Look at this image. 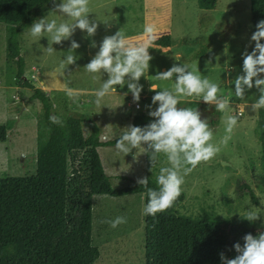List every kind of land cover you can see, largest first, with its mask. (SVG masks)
<instances>
[{"label":"rangeland","instance_id":"rangeland-1","mask_svg":"<svg viewBox=\"0 0 264 264\" xmlns=\"http://www.w3.org/2000/svg\"><path fill=\"white\" fill-rule=\"evenodd\" d=\"M128 1L117 0L91 9L89 19L98 24L96 34L89 37L77 29L71 39L79 43L80 47L73 52L70 50V40H66L61 45L53 44L56 51L50 55L46 52V47L51 42L48 34L44 37H31L26 42L24 30L18 40L21 56L26 64L25 75L32 82L31 63L37 65V60L40 62L48 54L46 64L38 74L44 87L49 92V88L65 89L67 85L78 93L75 101L62 91L47 93L53 111L84 120L85 132H89L92 125L96 124L100 130V140L109 142L118 138L128 125H132L136 114L148 112L145 106L151 104V98L155 94L151 87H156V91H159L172 85V81H157L154 76L158 72L168 70L173 64L196 65L202 77L220 85V95L230 98V114L237 115L242 111V115H239L227 147L222 148L212 160L199 164L184 178L182 192L185 200L173 213L189 220H201L206 214L214 222L264 229V215L253 223L241 217L253 206L264 209V173L260 163L258 111H253L250 107L259 93L253 88L240 100L234 95V85L229 84V81L241 74V54L246 48L250 52L254 47V42H250L253 27L249 0H217L213 10H201L198 0H150L143 8L142 4H138L137 8L133 2ZM91 2L93 6L98 4L96 0ZM56 3H60V0H56ZM91 5L89 3L90 8ZM142 9L147 13V24L154 25L156 31H159L155 33L157 40L166 35L170 37L171 50H159L155 44L148 49L152 60L146 76L139 80V84L143 86L138 102L140 110L135 109L137 103L133 101L127 85L116 86L117 93L109 94L102 105L97 106L93 93L107 79V74L88 73L84 66L99 50L105 36L113 35L118 30L124 34L140 33L143 29ZM48 16L58 23L67 19L53 11V7ZM44 18L47 20V15ZM107 19L112 26L110 28L105 23ZM5 37V25L0 23V125L9 126L7 140L0 143V178L31 177L36 173V123L40 105L29 100L32 94L30 90L17 88L16 68L13 64H8L5 58ZM69 54L76 56V62L68 65L61 76L56 70ZM35 85L39 86V80ZM190 103H194L196 108L214 106L185 98L178 107H191ZM224 115L222 112L215 115L214 111H210L207 117L209 126L213 129V143L218 142L225 134ZM212 120L215 122L213 125L210 123ZM98 153L114 190L123 189L131 181L136 182L138 177L148 175L146 154H139V150L133 149L124 156L115 146H106L99 148ZM161 166H167L162 154L150 170V175L156 177ZM238 180L251 186L258 198V206L253 205L247 196L237 198L235 187ZM143 207L144 196L140 194L122 197L102 195L93 198L91 241L99 252L94 264L144 263ZM117 216L126 217L127 223L116 228L101 223L102 220H112Z\"/></svg>","mask_w":264,"mask_h":264},{"label":"trees","instance_id":"trees-1","mask_svg":"<svg viewBox=\"0 0 264 264\" xmlns=\"http://www.w3.org/2000/svg\"><path fill=\"white\" fill-rule=\"evenodd\" d=\"M216 1L198 0L197 4L201 10H213ZM51 4V0H0L6 62L16 68L18 88L30 90L29 100L40 105L35 175L0 178V264H94L99 252L91 241L93 198L140 194L144 196V205L147 202L143 186L131 181L127 187L114 190L104 172L98 149L115 146L119 137L103 142L96 124L85 132L84 120L55 113L49 96L25 76L18 37ZM249 5L254 32L257 22L264 19V0H249ZM153 44L164 49L170 47V37L163 36ZM52 115L60 117L63 126L50 123ZM151 119L148 114H136L132 125L143 127ZM257 124L264 173V108L258 110ZM7 131L8 125H0V143L7 140ZM146 170L148 187L156 188L147 154ZM235 194L239 199L247 196L253 205H259L247 182L238 180ZM184 200L185 194L181 192L172 207L155 217L145 215L143 264H221L219 254L223 252L233 258L237 253L232 246L236 242L242 245L245 234L256 236L264 232L214 222L206 214L201 220L178 217L173 211Z\"/></svg>","mask_w":264,"mask_h":264},{"label":"clouds","instance_id":"clouds-1","mask_svg":"<svg viewBox=\"0 0 264 264\" xmlns=\"http://www.w3.org/2000/svg\"><path fill=\"white\" fill-rule=\"evenodd\" d=\"M53 11L60 13L67 19L58 23L45 18L35 20L30 26L29 35L33 38L50 36V44L46 47L48 54L56 50L53 44L61 45L70 40V50L80 47L71 37L77 29L92 37L96 34L98 24L89 19L90 0H51ZM256 30L250 37L254 47L249 52L247 48L242 55L241 74L237 75L229 84L234 85V95L243 100L248 90L255 88L259 95L250 105L253 111L264 108V19L255 25ZM154 25L144 28V36L138 40L126 38L121 30L110 36H105L99 50L84 66L88 73H106L107 79L94 91L95 104L101 106L104 98L109 94H116L117 87L127 85L133 101L140 100L143 86L139 84L142 76H146L152 56L148 49L156 37ZM95 46V44H93ZM76 56L67 55L56 70L61 76L68 65L76 62ZM154 78L157 81H172L170 87H163L156 91L151 98V104L145 106L151 121L141 126L128 125L119 138L115 148L124 156L139 150V154H147L152 167L162 154L166 158L167 166H161L156 176V188L148 187V177H138L136 183L145 188L146 204L143 214L155 217L157 213L172 207L182 192L185 177L201 163L212 160L222 148L227 147L237 126L239 115L230 114L231 101L220 95V85L207 77H202L196 65L173 64L168 70L158 72ZM68 97L74 101L78 93L65 85ZM127 95V93H125ZM192 98L202 101L206 105H214L216 112L224 113V135L218 142L213 143V129L209 126L207 117L196 107H178L182 99ZM156 107L153 108L152 106ZM52 124L63 126V120L55 115L49 117ZM137 154V153H136ZM138 154V155H139ZM264 209L253 206L242 218L250 223L261 219ZM110 227L116 228L127 223V218L117 216L112 220H102ZM243 244L236 242L233 249L237 253L228 258L223 252L220 255L221 264H264V232L256 236L247 233L242 237Z\"/></svg>","mask_w":264,"mask_h":264},{"label":"crops","instance_id":"crops-1","mask_svg":"<svg viewBox=\"0 0 264 264\" xmlns=\"http://www.w3.org/2000/svg\"><path fill=\"white\" fill-rule=\"evenodd\" d=\"M95 1V0H94ZM110 2H108L107 0L106 1H102V0H96V2L98 3L96 6H93V2H91V0H90V3H92V7L90 8V9H95V8H99V7H103L104 5H108L109 3H111V2H115V1H117V0H109ZM119 1V0H118ZM150 0H129L128 1V3H134V5L137 7V8H139V5L140 4H142V8L144 7V5L145 4H147L148 2H149ZM139 4V5H138ZM53 7V4H51L48 8H46L45 10H43L41 13H40V15H39V17H38V19H40V18H44V16H46L47 15V20L48 21H51V19H49V16H48V13L50 12V10H51V8ZM50 8V9H49ZM47 9H49L47 12H46V10ZM142 11V15H143V29H142V31L139 33H133V32H129V33H127V34H124L125 36H126V38H128V39H130V40H133V41H135V40H138V39H140V38H142L143 36H144V28L146 27V26H148V24H147V22H148V19H147V13H145V11L142 9L141 10ZM37 19V20H38ZM107 22H105L106 23V25H108V27L110 28V27H112L111 25H110V23H109V21H108V19L106 20ZM107 28V27H106ZM30 30V26L29 27H27L26 29H25V31H26V33H25V35H23V37H24V41H26V42H28V40L29 39H31V36L29 35V31ZM161 31V30H160ZM23 32V31H22ZM156 32H159V31H156ZM19 37H20V35H19ZM18 37V38H19ZM156 41H158L157 40V38L155 39V41L154 42H156ZM20 44V43H19ZM159 50H162V49H164V48H162V47H160V46H156ZM170 47H171V45H170ZM170 47H166L165 49H169V50H171V48ZM20 49H21V47H20ZM162 51H165V50H162ZM168 51V50H167ZM47 52V51H46ZM65 54V53H64ZM47 55L48 54H46L45 56H43L42 57V59L40 60V62H38V60H37V65L35 64V63H31V65H32V73H31V79L33 80L32 82L35 84V83H37V81L39 80V86H36V87H38L39 89H43L42 91H44L46 94L47 93H49V92H63V93H66V91H65V89H59V88H54V87H52V88H49V90H51V91H49L48 92V89L46 88V87H44V84H43V82L41 81V79H39V77H38V74H39V72H40V68H42L45 64H46V57H47ZM24 59V58H23ZM24 62H25V60H24ZM26 63H27V61H26ZM25 69H26V64H25ZM26 76V75H25ZM27 77V76H26ZM40 83H41V85L42 86H40ZM41 87V88H40ZM18 88V87H17ZM18 89H20V88H18ZM22 90V89H21ZM75 91V90H74ZM76 91H80V92H86L85 90H76ZM48 95V94H47ZM67 95V94H66ZM195 101V100H194ZM140 106V105H139ZM138 110H140V109H138ZM144 114H147V113H144Z\"/></svg>","mask_w":264,"mask_h":264},{"label":"flooded vegetation","instance_id":"flooded-vegetation-1","mask_svg":"<svg viewBox=\"0 0 264 264\" xmlns=\"http://www.w3.org/2000/svg\"><path fill=\"white\" fill-rule=\"evenodd\" d=\"M202 113V118L208 117L210 111H214V106H200L197 108ZM213 115V113L211 114Z\"/></svg>","mask_w":264,"mask_h":264},{"label":"built area","instance_id":"built-area-1","mask_svg":"<svg viewBox=\"0 0 264 264\" xmlns=\"http://www.w3.org/2000/svg\"><path fill=\"white\" fill-rule=\"evenodd\" d=\"M134 107H135V109H140L139 104H138V106H137V104H136Z\"/></svg>","mask_w":264,"mask_h":264},{"label":"water","instance_id":"water-1","mask_svg":"<svg viewBox=\"0 0 264 264\" xmlns=\"http://www.w3.org/2000/svg\"><path fill=\"white\" fill-rule=\"evenodd\" d=\"M224 165L226 164V163H223Z\"/></svg>","mask_w":264,"mask_h":264},{"label":"bare ground","instance_id":"bare-ground-1","mask_svg":"<svg viewBox=\"0 0 264 264\" xmlns=\"http://www.w3.org/2000/svg\"><path fill=\"white\" fill-rule=\"evenodd\" d=\"M162 50H164V49H162Z\"/></svg>","mask_w":264,"mask_h":264}]
</instances>
